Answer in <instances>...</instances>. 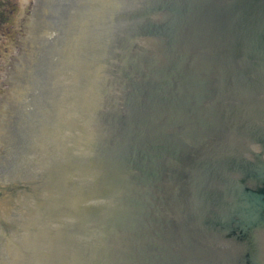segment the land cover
I'll use <instances>...</instances> for the list:
<instances>
[{"label": "water", "instance_id": "95a60500", "mask_svg": "<svg viewBox=\"0 0 264 264\" xmlns=\"http://www.w3.org/2000/svg\"><path fill=\"white\" fill-rule=\"evenodd\" d=\"M47 5L83 84L0 181V264H264V0Z\"/></svg>", "mask_w": 264, "mask_h": 264}, {"label": "rangeland", "instance_id": "374dc122", "mask_svg": "<svg viewBox=\"0 0 264 264\" xmlns=\"http://www.w3.org/2000/svg\"><path fill=\"white\" fill-rule=\"evenodd\" d=\"M36 1L0 0V106L4 104L8 94L7 87H11L8 74L11 71L10 64L19 51L15 41L20 39V24L27 9H31Z\"/></svg>", "mask_w": 264, "mask_h": 264}, {"label": "bare ground", "instance_id": "6f19581e", "mask_svg": "<svg viewBox=\"0 0 264 264\" xmlns=\"http://www.w3.org/2000/svg\"><path fill=\"white\" fill-rule=\"evenodd\" d=\"M47 125L50 127L51 130L54 129V125H53V124H50V123H49V124H47Z\"/></svg>", "mask_w": 264, "mask_h": 264}]
</instances>
